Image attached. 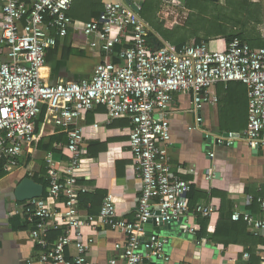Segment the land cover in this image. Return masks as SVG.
I'll use <instances>...</instances> for the list:
<instances>
[{"label": "built area", "instance_id": "2783aa9c", "mask_svg": "<svg viewBox=\"0 0 264 264\" xmlns=\"http://www.w3.org/2000/svg\"><path fill=\"white\" fill-rule=\"evenodd\" d=\"M74 1L0 0V163L7 171L21 165L20 156L35 139V120L43 105L47 122L66 132L65 149L69 152L62 169L48 166L46 193L17 201L12 211L30 224V238L41 249L36 257L39 264H92L87 252L93 237L84 240L82 227L95 228L97 223L124 235L119 258L110 257L107 264L167 261V239L146 234L144 224L148 220L155 226L185 220L190 213L209 216L216 209L213 204L190 209L191 186L172 169L167 145L173 94L193 93L198 125L202 103H216V96L209 94L211 87L218 82L243 83L248 95L246 128L239 136L232 132L215 136V142L232 145L242 139L254 148L264 145V46L252 47L233 37L225 41L222 50H210L205 41L173 48L141 17L146 0H102V10L88 21L68 15ZM157 1L161 10L182 9L186 2ZM70 32L93 37L91 45L104 54H113L119 46V62H97L91 76L78 81L45 82L41 71L46 53L56 45L57 37ZM152 37L162 45L154 46ZM98 105L106 108L107 122L129 119V149L142 182L133 220L120 217L108 195L98 214L82 215L79 209V192L84 189L78 181L87 147L82 129L75 124ZM213 155L208 152L210 158ZM205 175L210 178L211 169H206ZM254 201L259 214L251 208ZM230 217L242 220L252 233L263 238L256 251L264 264V196L246 195L244 203L234 205ZM51 229L61 233L49 240ZM183 230L195 233L194 225L188 223ZM69 245L75 247L73 256L66 253ZM248 256L243 252V257ZM33 260L29 258L27 263Z\"/></svg>", "mask_w": 264, "mask_h": 264}, {"label": "crops", "instance_id": "0c3cea01", "mask_svg": "<svg viewBox=\"0 0 264 264\" xmlns=\"http://www.w3.org/2000/svg\"><path fill=\"white\" fill-rule=\"evenodd\" d=\"M76 1L70 10L76 9ZM98 8L94 10L95 15L94 11L73 10L77 17H71L88 21L102 10L101 0H98ZM182 9L186 11L185 21L190 12L186 2ZM213 39L224 44L226 41L223 37ZM92 40L93 37H83L73 32L59 38L57 46L46 53L41 71L43 80L54 84L59 80L78 81L89 78L94 65L101 62L104 56L108 57V61L119 62V46L113 54H104L97 46L91 45ZM209 92L216 96V103H202L198 111L201 118L198 125L195 124L197 112L193 108V93L182 91L173 94L168 117L170 141L167 147L172 169L180 178L189 182L193 190L190 202L194 207L198 204H213L216 207L213 213L204 216L209 217L212 223L220 214L231 215L234 205L244 203L246 195L264 196V145L254 148L242 139L232 145L216 143L215 136L226 132H244L248 116V95L246 86L238 81L218 82ZM75 125L82 129L87 147V153L81 160L82 177L78 181V186L84 191L79 192V197L91 196L87 206L82 205L79 199L81 214H98L103 198L108 195L115 205L116 213L124 219L133 220L137 213L142 182L134 170L133 156L129 149V119L123 117L107 122L106 108L98 105L78 118ZM35 127V139L30 149L20 156L21 165L7 171L0 164V264H28L29 258H34L32 264H39L29 229L24 227L22 217L12 211L17 202L13 194L14 186L25 173L37 174L47 180L48 166L62 169L68 161L69 152L65 149L67 134L47 122L46 109L43 115L40 112L37 116ZM208 152H213V157L210 158ZM208 168L212 172L210 178L205 175ZM219 208L222 212H219ZM251 208L259 214L257 206ZM196 220L197 214L190 213L185 220L173 221L170 229L160 227L153 232L167 239L164 252L169 258L167 261L158 260L159 263L263 264L256 251L257 246L263 243V238L252 233L246 224V231L260 239L254 245L242 242L224 244L208 238L199 239L196 237ZM186 222L194 225L195 233L183 230ZM82 235L84 240L93 237L87 252L90 263L107 264L110 257L119 258L125 241L121 232L97 223L95 228L83 226ZM115 244H120V247L116 248ZM245 251L249 253L248 257H243ZM66 253L73 256L76 253L75 247L69 245Z\"/></svg>", "mask_w": 264, "mask_h": 264}, {"label": "trees", "instance_id": "16d2710c", "mask_svg": "<svg viewBox=\"0 0 264 264\" xmlns=\"http://www.w3.org/2000/svg\"><path fill=\"white\" fill-rule=\"evenodd\" d=\"M158 5L159 4L157 0H146L143 6V10L141 11L143 17L147 19V16L144 12L152 9H154L155 12L158 8ZM75 7L76 9H72L77 11L88 10L91 13L98 7V0H77L75 3ZM186 7L190 9V12L185 20L184 26H186L187 28L190 27L194 33L188 39H183L178 43L171 44V47L180 48L186 43H199L201 41L207 42L215 37H223L226 41H229L233 37H237L241 41L247 42L250 46H264V37L258 30V26L264 22L263 6L260 2H254L251 0H224L223 4H221V2L214 0H186ZM73 10H69L68 15L77 17V14L73 13ZM197 11L198 16L194 20V12ZM88 18H90V16ZM158 36L161 38L160 35ZM58 41L59 37H57V43L54 47L57 46ZM162 41L166 43V40L164 38L162 39ZM161 45L162 44L159 43L158 46ZM54 47L50 49L53 50ZM115 49H117V46L115 47ZM107 61L108 57L104 56L102 62ZM44 112L45 106L42 107V115ZM25 176H29L36 182L43 184L44 194L46 193L47 180H44L37 174L29 175L28 173H25L23 177ZM192 192L193 190L192 188H190V191L188 192L190 209L194 207V205L190 202L193 198ZM258 196L262 195H254L255 198H257ZM79 199L81 200L82 205L87 206V202L91 200V196L84 195L80 196ZM254 205L258 208V204L256 201H254V203L252 204V206ZM219 212H222L221 208H219ZM196 222L198 224L196 237L199 239L208 238L212 241L224 244H234L242 242L245 245H254L260 241V239L254 237L246 231V225L242 220L234 221L231 219L230 215L224 216L220 214L217 220L215 222H212V224L209 217H204L200 214H197ZM23 225L27 229L30 228V224H28L24 220ZM60 233V229H51L48 232V239H55ZM35 246V253H40L41 249L39 248V246Z\"/></svg>", "mask_w": 264, "mask_h": 264}, {"label": "rangeland", "instance_id": "374dc122", "mask_svg": "<svg viewBox=\"0 0 264 264\" xmlns=\"http://www.w3.org/2000/svg\"><path fill=\"white\" fill-rule=\"evenodd\" d=\"M224 0H219L221 4H223ZM254 1L255 0H251ZM263 6V14H264V0H257ZM102 3V0H101ZM100 8H96L99 10ZM172 10V11H171ZM159 12V15H157ZM184 12V13H183ZM226 12V11H222ZM147 16L145 20L149 23V25L154 29V31L161 36V38L166 40V43L171 45L180 42L183 39H188L191 35H193V30L189 27L184 26V17L186 16V11L180 8H163L159 11V5L157 10L154 12V9L148 10L144 12ZM197 12H194V20L197 18ZM143 16V14L141 13ZM160 16V17H159ZM208 17V16H207ZM258 30L261 34L264 35V22L258 26ZM210 50L220 49L222 50L225 47L223 42H217L215 39L209 40Z\"/></svg>", "mask_w": 264, "mask_h": 264}, {"label": "water", "instance_id": "95a60500", "mask_svg": "<svg viewBox=\"0 0 264 264\" xmlns=\"http://www.w3.org/2000/svg\"><path fill=\"white\" fill-rule=\"evenodd\" d=\"M151 40L154 45H158L160 41L158 40L157 37H152ZM227 133L228 132L224 133V135H226ZM232 134L234 136H239V134L237 133H232ZM43 191H44V187L41 183L36 182L33 178L29 176H25L14 186L13 194L16 201L23 202L27 199L41 196ZM174 221H181V219ZM172 222L173 221L163 222L160 223L159 226H155L152 220H148V222L144 224L145 233L152 234L154 231L159 230L160 227H167L168 229H170ZM149 264H161V263H159L158 259H155L150 261Z\"/></svg>", "mask_w": 264, "mask_h": 264}]
</instances>
